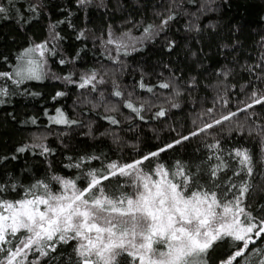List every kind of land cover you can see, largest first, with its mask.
I'll use <instances>...</instances> for the list:
<instances>
[{
    "label": "trees",
    "instance_id": "16d2710c",
    "mask_svg": "<svg viewBox=\"0 0 264 264\" xmlns=\"http://www.w3.org/2000/svg\"><path fill=\"white\" fill-rule=\"evenodd\" d=\"M0 7L6 9L0 13V72L14 73L26 49L46 45L44 59L29 54L43 60L41 80L17 85L15 76L0 77L7 92L0 95V198L20 199L37 181L59 192L54 176L83 188L88 171L165 148L144 162L145 171L162 164L173 172L182 164L194 182L204 189L215 184L217 196L228 199L239 194L231 184L247 182L242 206L264 219V103L255 104L252 95L264 96V0H0ZM93 73L95 80L81 88ZM165 83L168 88L160 86ZM58 111L70 123H57ZM236 149L250 154L251 175L241 171ZM221 163L225 167L212 175ZM103 183L132 191L126 177ZM75 247L69 241L47 257L29 259L76 264ZM258 249L264 235L235 264H260L264 251ZM233 251L230 238L216 242L208 264Z\"/></svg>",
    "mask_w": 264,
    "mask_h": 264
},
{
    "label": "snow or ice",
    "instance_id": "6c2138e0",
    "mask_svg": "<svg viewBox=\"0 0 264 264\" xmlns=\"http://www.w3.org/2000/svg\"><path fill=\"white\" fill-rule=\"evenodd\" d=\"M85 2L81 0V3ZM5 11L0 7V13ZM170 19L173 17L169 16ZM150 28L145 32L149 33ZM109 43L116 42L109 40ZM45 48L46 45L41 44L26 49L19 57L22 63L17 65L14 73L0 72V77L15 76L13 82L17 85L25 80H41L43 62L38 59L23 61L34 52L43 56ZM95 78V73L83 77L79 86L83 88ZM160 86L168 88L169 84ZM6 94V90L0 88V95ZM115 95L121 93L117 91ZM252 95L255 104L264 103V96ZM127 107L139 111L131 103ZM157 115L164 116L165 111ZM235 115L231 113L222 120ZM56 122L70 123L59 111ZM221 122L216 120L214 123ZM112 123L117 121L113 119ZM211 127L213 124L206 125V128ZM180 142L176 141L177 144ZM171 147L172 144L167 145V148ZM43 150L49 151L46 147ZM165 150L160 148L131 163L110 162L105 168L88 171L83 188L78 187L75 180L54 176L52 180L61 185L59 192H53L44 181H37L20 199L0 198V264H39V259H29V256L47 257L56 251L58 244L69 241H76V264H208L209 250L225 238L233 241L234 251L219 264H235L238 258L244 257L249 245L264 235V219L256 220L242 206L244 195L249 191L248 183L231 184L230 187L237 188L239 194L228 199L224 193L217 196L213 190L215 184L211 189H204L194 182L182 164L178 163L173 172L162 164L145 171L144 162L152 161ZM18 151L24 152L26 147ZM235 156L239 157L241 171L251 175L252 158L248 151L236 149ZM72 166L79 168L81 165ZM224 167L223 163L218 164L212 175ZM117 176L128 178L131 193L121 191L119 187L112 191L103 183ZM4 191L5 187L0 185V194ZM260 264H264V260Z\"/></svg>",
    "mask_w": 264,
    "mask_h": 264
},
{
    "label": "rangeland",
    "instance_id": "374dc122",
    "mask_svg": "<svg viewBox=\"0 0 264 264\" xmlns=\"http://www.w3.org/2000/svg\"><path fill=\"white\" fill-rule=\"evenodd\" d=\"M44 51H45V49H44ZM37 54H39L40 55V53L39 52H36ZM44 57V55L43 56H41V58H43ZM30 57H29V55L28 56H25V61H27V59H29ZM33 58V57H32ZM44 59V58H43ZM41 61L43 62V60L41 59ZM43 66H44V63H43ZM243 219V218H242Z\"/></svg>",
    "mask_w": 264,
    "mask_h": 264
}]
</instances>
